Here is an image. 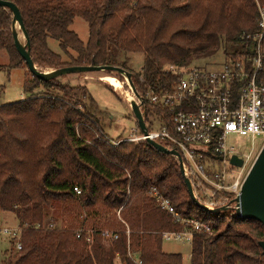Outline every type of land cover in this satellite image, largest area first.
Instances as JSON below:
<instances>
[{
  "label": "trees",
  "instance_id": "16d2710c",
  "mask_svg": "<svg viewBox=\"0 0 264 264\" xmlns=\"http://www.w3.org/2000/svg\"><path fill=\"white\" fill-rule=\"evenodd\" d=\"M9 1L22 13L40 69L121 67L143 98L175 89L180 76L171 66L207 67L195 64L220 52L224 61L249 65L264 9V0ZM78 16L89 25L87 42L71 29ZM12 18L0 7V49L8 52L9 69L27 67L14 45ZM261 46L264 62V36ZM133 53L144 55L137 72L120 61ZM32 78L25 99L0 106V213L15 214L22 245L11 238L0 264H184L182 253L164 251V234L191 227L158 207L154 187L182 217L210 229L194 232L190 264H264L260 221L202 209L173 155L147 141L110 139L101 125L108 113L85 85ZM145 105L146 122L162 112ZM105 231L118 238L107 239Z\"/></svg>",
  "mask_w": 264,
  "mask_h": 264
},
{
  "label": "built area",
  "instance_id": "2783aa9c",
  "mask_svg": "<svg viewBox=\"0 0 264 264\" xmlns=\"http://www.w3.org/2000/svg\"><path fill=\"white\" fill-rule=\"evenodd\" d=\"M263 10L261 8L262 31L254 36L258 43L257 54L249 65L246 61L225 60L213 69L171 66L169 71L180 76L175 89L165 93L148 92L144 98L149 105L162 108L161 114H154L161 127L153 130L146 122L147 134L142 131L124 139L130 142L152 139L168 149L177 150L195 197L209 210L225 207L236 213L244 181L253 165L246 169L253 157L254 142L257 137L264 136ZM230 135L251 141V150L242 154L228 145ZM234 155L244 161L242 167L232 164ZM175 158L180 163L179 158ZM75 191L80 193L77 187ZM151 195L161 210L191 227V230L166 232L164 238L192 243L195 231L210 232L201 221L182 217L158 188H152ZM3 232L16 240L18 249L22 248L20 229L5 228ZM104 235L110 240L118 238L110 231H105Z\"/></svg>",
  "mask_w": 264,
  "mask_h": 264
},
{
  "label": "rangeland",
  "instance_id": "374dc122",
  "mask_svg": "<svg viewBox=\"0 0 264 264\" xmlns=\"http://www.w3.org/2000/svg\"><path fill=\"white\" fill-rule=\"evenodd\" d=\"M71 29L74 30L84 42L88 41L89 25L83 18L79 16L76 17ZM18 31L23 36L19 26ZM21 39L20 40L23 43L26 42L24 36ZM49 44L54 51L62 55L65 61H70V58L63 53L57 41L50 39ZM123 59L127 60L129 67L135 72L140 71L144 63V55L142 53L128 54V56L121 55L120 61ZM223 61L224 55L220 52L215 57L199 61L195 65H206L208 69H213L216 65H220ZM8 64V52L0 49V105L10 104L25 99L27 94L24 91V84L28 79H33L28 67L9 69L7 67ZM44 71L50 70L44 69ZM109 75L117 77L121 82L127 81L126 77L116 72L107 71L69 74L59 78V81L61 83L74 86L85 85L87 87L90 95L95 99L99 107L108 113L109 118H106L105 121H101V125L105 134L110 139H126L131 134H140L142 131L138 125L135 115L132 112L129 101H127L123 94L117 92L115 88L111 87L110 83L105 80L106 76ZM122 84L125 91L130 89L125 82H122ZM36 91L39 93L43 92V86H39ZM130 92H132V90ZM147 123L153 130H159L161 127L159 119L156 118L154 114L150 115ZM227 144L234 146L236 150L242 154L248 153L252 146L251 141L247 140L245 137L237 135L228 136ZM254 144L255 150L251 161L246 166L247 170L251 167L264 145V136L257 137ZM218 163L219 162H216V164ZM5 228L20 229L19 222L14 213H0V263L3 259H5L4 255L6 250L11 247V237L3 232ZM163 248L166 252L182 253L184 264H190L192 249L190 241L164 238Z\"/></svg>",
  "mask_w": 264,
  "mask_h": 264
},
{
  "label": "water",
  "instance_id": "95a60500",
  "mask_svg": "<svg viewBox=\"0 0 264 264\" xmlns=\"http://www.w3.org/2000/svg\"><path fill=\"white\" fill-rule=\"evenodd\" d=\"M0 7L7 8L13 15L12 18V36L15 48L20 56L25 60L28 70L31 74L37 78H40L43 81H49L56 78H60L69 74H80V73H90V72H116L120 75L126 77L127 84L132 92L135 94L137 99L130 101L129 104L131 106L132 112L135 115L138 125L145 134L148 133L147 125H146V117H147V109L145 105L144 98L138 93L135 88V85L132 80V73L126 71L121 67L116 66H108V65H76V66H67L62 67L50 71H44L40 69L34 62L31 55V41L27 31V28L24 23V19L19 7L12 1L9 0H0ZM21 29L25 43L20 40V33L18 31V27ZM147 142L158 149L161 152L171 154L175 157L179 158V166L181 169V173L184 177L185 184L189 190V193L192 199L196 202V204L206 211L211 212H220V211H228V208H220L216 210H209L206 206L201 204L197 198L195 197L191 182L189 178L186 176L184 167L182 165V159L180 154L175 149H168L164 145L159 142L148 139ZM233 165L237 167H242L244 161L241 158H238L234 155L231 159ZM239 207L236 209V214L238 217L243 219H255L260 221L264 225V146L258 154L255 162L253 163L242 187L241 196L238 200ZM260 246L263 250L264 254V240L260 242Z\"/></svg>",
  "mask_w": 264,
  "mask_h": 264
},
{
  "label": "bare ground",
  "instance_id": "6f19581e",
  "mask_svg": "<svg viewBox=\"0 0 264 264\" xmlns=\"http://www.w3.org/2000/svg\"><path fill=\"white\" fill-rule=\"evenodd\" d=\"M23 36L20 34V39L23 38ZM105 80L108 81L110 83V85L115 88V90L117 92L123 94L125 96V98L127 99V101L130 102V101H132V100H134L136 98L134 93L130 92L131 91L130 89H128V91H125V88H124L122 82L123 83L125 82L127 84V81H122L121 82L117 77H114V76H111V75L106 76ZM127 86H128V84H127Z\"/></svg>",
  "mask_w": 264,
  "mask_h": 264
},
{
  "label": "crops",
  "instance_id": "0c3cea01",
  "mask_svg": "<svg viewBox=\"0 0 264 264\" xmlns=\"http://www.w3.org/2000/svg\"><path fill=\"white\" fill-rule=\"evenodd\" d=\"M164 249V248H163ZM166 252V251H165Z\"/></svg>",
  "mask_w": 264,
  "mask_h": 264
}]
</instances>
